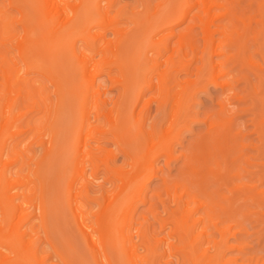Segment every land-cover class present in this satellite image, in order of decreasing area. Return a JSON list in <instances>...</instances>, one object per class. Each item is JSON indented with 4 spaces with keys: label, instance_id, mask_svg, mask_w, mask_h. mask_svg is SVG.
Segmentation results:
<instances>
[{
    "label": "bare ground",
    "instance_id": "1",
    "mask_svg": "<svg viewBox=\"0 0 264 264\" xmlns=\"http://www.w3.org/2000/svg\"><path fill=\"white\" fill-rule=\"evenodd\" d=\"M19 2L9 0L12 6ZM18 7L22 14L18 22L25 34L16 42L26 72L47 76L57 102L48 137L42 119L9 134H24L25 148L33 140L43 149L33 171L37 189L28 173L19 172L25 149L14 150L19 167L11 172L12 161L4 160L7 140L0 145V210L4 218L0 264H49L48 256L71 264L53 243L48 228L51 156L61 135L58 116L67 95L78 99L73 126L68 129L73 131L74 170L67 182L68 204L94 264H156L163 255L176 257L177 264H264L262 258L246 255L245 240L237 235L233 219L237 199L250 197L261 204L264 190L236 182L239 173L233 171L236 158L232 153L240 149V142L232 144L231 130L222 133L224 98H217L215 117L207 116L206 130L187 147L177 177L171 181L162 178L149 199L141 198L148 182L159 176L157 162L163 159L169 165L175 160V145L200 90L210 84L224 93L233 90L231 66L236 64H244L264 82V67L247 51L250 43H256L264 64V0H138L131 8L118 5V0H27ZM6 21L5 16L0 20L4 22L0 23V40L8 33L4 32L10 26ZM62 51L75 59L77 84L56 71ZM4 64L7 94L11 75L16 77L17 70L10 61ZM17 81L19 95H36L28 80L18 76ZM113 88L117 95L110 97L109 103L107 95ZM17 98L13 108L19 104ZM34 103L45 116V99H34ZM1 104L0 120L7 113L8 99ZM153 104L154 114L149 119ZM25 115L14 114L9 123L13 125ZM256 115L255 131L264 140V95L259 98ZM110 138L130 159L129 169L112 165L115 156L101 144ZM86 165L92 170L89 175ZM102 165L120 184L113 193L92 196L90 186ZM186 175L192 176L190 182ZM210 179L216 185L213 190ZM137 198L148 204L140 216L154 218L158 231L148 225L136 226L133 207ZM90 202L97 204V209L88 215L82 205ZM27 207L32 210L19 213ZM35 217L40 218L51 243L52 251L44 256L29 239L34 224L25 225ZM164 229L163 235H156ZM161 245L166 249L159 253ZM230 250L236 257H229Z\"/></svg>",
    "mask_w": 264,
    "mask_h": 264
},
{
    "label": "rangeland",
    "instance_id": "2",
    "mask_svg": "<svg viewBox=\"0 0 264 264\" xmlns=\"http://www.w3.org/2000/svg\"><path fill=\"white\" fill-rule=\"evenodd\" d=\"M137 2L138 0H118V5L131 8L133 5L137 4ZM19 3L20 4L12 6L9 4V0H0V14L2 15L3 12L7 19L6 23L8 22L10 24V26H6L8 23H5V26L8 28L10 27L9 29L11 30L9 31L8 28L5 29L4 32L8 31V33H5L4 39L0 40V109L1 103L4 101L5 97L8 99V105L6 107L7 113L5 117L0 120V127L4 125L0 129V145L4 140H7L6 147L4 148V152L6 153L4 160L12 161L9 166L11 172H17L19 167L18 161H16L18 155L14 150H18L19 148L25 149L23 153L24 166L19 172L28 173L34 181L36 186L35 189H37L38 179L33 175V171L37 167L36 162L43 155V149L33 140H31L30 144L28 143L27 148H25L26 143L24 144L23 141L24 134H17L14 137H11L9 134L12 131L20 130L21 127L28 123L42 119V125L47 135L46 137H48L51 132L49 122L55 115L54 109L57 102V95L54 91V85L47 76L35 72H26V64L19 54L17 42L22 40L25 34L22 25L18 22L22 15L18 6L27 3V0H20ZM138 9L139 7L133 10ZM4 16H1L0 20H2ZM183 25L184 23L176 26L175 30L180 29ZM247 51L252 55V59L256 63H260V66L264 67L259 54V47L256 43L253 45L250 43L247 46ZM67 54L68 53L65 51L59 53V59L55 66L56 71L60 72L61 76L63 75L65 79L67 78L66 80H69V83L77 84L79 81L77 77V64L75 59ZM5 61H10L13 68L17 70L16 77L14 74L11 75V81L13 82L14 79L15 82H11V90L7 94L4 71L2 70ZM231 73L234 75L233 90L224 93L220 91L219 87L210 84L206 90H200L194 96L186 125L182 128L179 142L174 148L175 160L169 165H166L163 159L157 162L156 165L160 167L159 176L152 178L148 182L145 193L141 198L144 196L149 199L150 196L153 195V189L158 187L162 182V178L166 181H171L177 177L179 174L178 168L182 165V160L188 154L189 150L187 147H189L199 134H202L206 130L207 116L211 118L215 117V113L219 108L216 103L218 97L224 98L223 101L225 104L222 114V117L225 118L221 125L222 133L231 130L233 134L232 144L237 146L236 142H240V149L236 150L238 147L235 148L233 146L235 149L232 153V156L236 158V166L233 164V171L239 173V178H237L236 182H244L251 187L257 186L258 190H264V175L260 173H264V140L258 137L254 124V119L257 117L256 111L259 107V98L264 95V82H261L256 74L248 71L244 64L232 65ZM18 76H22L23 79L28 80L29 86L36 91V95L32 93L27 98L23 95H19ZM181 76L185 75L181 74ZM243 76H247V78L243 79ZM102 77L103 76L100 78ZM193 77L194 75L191 76V78ZM234 94H237V97H235ZM116 95L117 89L113 88L109 90L107 95L109 103L111 102L110 97L114 99ZM41 97L44 98L47 103V112L43 117L42 113L34 106V99H40ZM16 98L19 104H16L13 108L12 106ZM154 107L155 105L153 104L149 119H151V116L154 114ZM77 108L78 99L67 95L65 106L58 116V126L62 131L58 138L57 145L54 148L53 155L51 156L52 164L50 165V176H52V183L50 185L51 192L48 197V228L51 233L50 235L53 236L51 237L53 243L55 241L64 255L67 258L69 257L68 259L71 264H94L89 249L75 226L66 191L69 177L74 173L72 146L73 131L69 132L68 129L73 126L72 117ZM21 113L26 115L13 125L9 123L14 114ZM92 143L96 142L92 141ZM101 144L111 150L115 156L112 165L123 169L130 168L128 164L130 159L123 156L122 152L111 138L110 140H102ZM93 147L96 148V144H93ZM2 163L3 162L0 164ZM223 165L224 164H222V166ZM85 167L86 175H89L92 170L90 166L86 165ZM191 179V175L185 176L187 182H190ZM209 183L210 189L213 190L216 185L213 184L211 179ZM1 184L0 181V186ZM119 184L120 181L118 179H113L111 174L106 172L105 166L102 165L98 177L91 183L90 195L99 196L103 191L113 193L118 188ZM19 189L20 188H17V191H19ZM36 198H39L37 191ZM18 200L19 198L16 197L15 201L17 202ZM158 204L160 203L158 202ZM147 206V203H142L141 200L137 198L133 207V218L137 221L136 226L148 225L152 229L157 230L158 222L155 221L154 218L149 215L148 218H142V216H140V214L147 209ZM233 207L237 210L235 214L236 218H233L238 230L237 235L242 236L245 240L246 255L262 258V262H264V203L259 204L250 197H242L233 203ZM96 209L97 204L93 202L82 205V210L88 215ZM157 209H160V206ZM30 210H32V208L27 207L19 211V213H27ZM2 216L0 210V225H3L4 222ZM32 223L34 224V231L30 233L31 236L29 239L38 246L41 256H44L49 253V251H52L51 243L46 236V230L42 227L40 218L35 217L30 223L27 222L25 225L28 226ZM166 230L167 229L159 230V233L156 235L161 236ZM231 240L232 238H230V241ZM231 243L234 244L235 241L232 240ZM164 249H166V245H161L158 248V252L161 253ZM139 251L143 252V249L140 248ZM228 253L229 257H236L234 250H230ZM162 257L156 260V264H177L176 257L174 256L168 257L167 255H163ZM46 261L49 264H66L58 260L57 257L52 256H48ZM239 261H241L240 258Z\"/></svg>",
    "mask_w": 264,
    "mask_h": 264
}]
</instances>
